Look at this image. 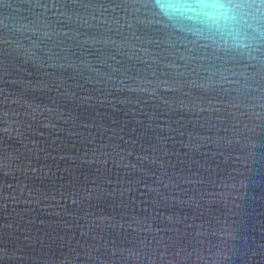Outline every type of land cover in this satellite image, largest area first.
I'll use <instances>...</instances> for the list:
<instances>
[{"label":"water","instance_id":"water-1","mask_svg":"<svg viewBox=\"0 0 264 264\" xmlns=\"http://www.w3.org/2000/svg\"><path fill=\"white\" fill-rule=\"evenodd\" d=\"M234 11L0 0V264H264V3Z\"/></svg>","mask_w":264,"mask_h":264},{"label":"clouds","instance_id":"clouds-1","mask_svg":"<svg viewBox=\"0 0 264 264\" xmlns=\"http://www.w3.org/2000/svg\"><path fill=\"white\" fill-rule=\"evenodd\" d=\"M156 7L166 19L183 20L197 28L227 30L237 22L234 0H156ZM232 38L243 46L242 36L234 34Z\"/></svg>","mask_w":264,"mask_h":264}]
</instances>
